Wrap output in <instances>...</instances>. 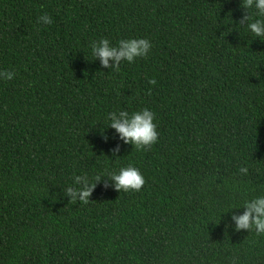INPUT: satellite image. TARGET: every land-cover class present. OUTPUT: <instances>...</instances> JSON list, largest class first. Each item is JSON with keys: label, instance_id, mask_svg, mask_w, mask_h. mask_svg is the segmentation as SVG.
<instances>
[{"label": "trees", "instance_id": "trees-1", "mask_svg": "<svg viewBox=\"0 0 264 264\" xmlns=\"http://www.w3.org/2000/svg\"><path fill=\"white\" fill-rule=\"evenodd\" d=\"M250 15L242 0H0V71L16 73L0 80V264H264V235L232 219L264 194ZM102 38L152 50L104 68ZM145 107L159 137L138 150L107 115ZM129 164L140 191L103 177L87 204L66 196L75 176Z\"/></svg>", "mask_w": 264, "mask_h": 264}, {"label": "clouds", "instance_id": "clouds-1", "mask_svg": "<svg viewBox=\"0 0 264 264\" xmlns=\"http://www.w3.org/2000/svg\"><path fill=\"white\" fill-rule=\"evenodd\" d=\"M242 4L251 13L244 18L248 21L245 30L264 41V0H242ZM37 22L47 25L52 24L53 20L51 16L44 14L38 17ZM151 50L152 43L146 38L121 39L115 45L110 40L102 38L91 44L93 58L98 59L104 68L110 69H118L122 62L132 64L140 58H147ZM15 75L14 71H0V80L11 81ZM155 116V112L147 107L131 113L126 110L112 111L107 115V127L115 129L125 144L132 145L138 150L146 149L158 142L159 132L154 122ZM115 151L118 152L119 149ZM240 173L246 175L248 168H240ZM103 177L110 178L114 182L115 190L120 192L140 191L146 182L141 171L129 164L121 167L118 172H108L105 175L75 176L73 185L65 189L66 196L71 197V202L87 204L97 183ZM233 209L242 211V214L232 216L235 231L254 230L257 235H264V194L245 199L242 205Z\"/></svg>", "mask_w": 264, "mask_h": 264}]
</instances>
